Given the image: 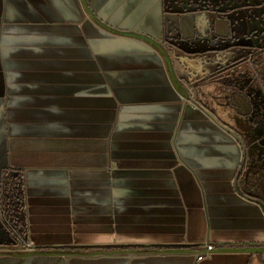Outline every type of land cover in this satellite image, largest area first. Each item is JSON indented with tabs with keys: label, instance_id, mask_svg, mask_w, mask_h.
Listing matches in <instances>:
<instances>
[{
	"label": "crops",
	"instance_id": "crops-1",
	"mask_svg": "<svg viewBox=\"0 0 264 264\" xmlns=\"http://www.w3.org/2000/svg\"><path fill=\"white\" fill-rule=\"evenodd\" d=\"M229 2L0 0V264H264V4Z\"/></svg>",
	"mask_w": 264,
	"mask_h": 264
},
{
	"label": "rangeland",
	"instance_id": "rangeland-1",
	"mask_svg": "<svg viewBox=\"0 0 264 264\" xmlns=\"http://www.w3.org/2000/svg\"><path fill=\"white\" fill-rule=\"evenodd\" d=\"M229 4L230 5L227 8L231 11L246 7L249 12L253 13L256 6H263L264 0H230ZM14 177L15 175L13 174L5 177V194L8 200L4 202L3 205L6 206L8 211L13 213L14 217L18 218L17 215L21 213L19 211L20 202L18 199V196L21 194V189L17 186V180H15ZM10 186L12 189L6 190ZM10 236L9 229H6L3 226V223L0 222V244H4L5 246L16 245V243L10 239ZM7 237L8 239H6Z\"/></svg>",
	"mask_w": 264,
	"mask_h": 264
},
{
	"label": "built area",
	"instance_id": "built-area-1",
	"mask_svg": "<svg viewBox=\"0 0 264 264\" xmlns=\"http://www.w3.org/2000/svg\"><path fill=\"white\" fill-rule=\"evenodd\" d=\"M190 90H191V88H190ZM19 215V214H18ZM18 215H17V217H18ZM19 218V217H18ZM20 220V219H19ZM0 222H2L3 223V226L6 228V229H9V233H10V235H11V237L13 238V239H16L15 241L17 242H15L16 243V245H18V241L19 240H21V241H23L22 239H23V237H24V235L22 234H20L21 232H23V225H22V222H21V220L20 221H17V223L20 225V228L18 227V228H14L13 229V225H12V221H9L8 219H5L4 217H3V215H2V217L0 216ZM18 240V241H17ZM15 245V246H16ZM28 248H29V246H27ZM204 250H202L201 252H198V253H196V258L198 259V260H202V259H204V258H206V257H208V256H210L211 254H212V252L216 249V247H217V245L216 244H213V243H211V242H205L202 246H201ZM0 249H3L2 247L0 248Z\"/></svg>",
	"mask_w": 264,
	"mask_h": 264
},
{
	"label": "flooded vegetation",
	"instance_id": "flooded-vegetation-1",
	"mask_svg": "<svg viewBox=\"0 0 264 264\" xmlns=\"http://www.w3.org/2000/svg\"><path fill=\"white\" fill-rule=\"evenodd\" d=\"M243 3V2H242ZM244 4H245V2H244ZM6 176H8V175H6ZM5 184H4V188H3V201L2 202H0V216L2 217V215H3V217L5 218V219H8L9 221H12V227H13V229L14 228H20V225L17 223V221H20L21 219H20V214L18 215V217L19 218H16V217H14L13 216V213L12 212H10V211H8L7 209H6V206L5 205H3V203L4 202H6L7 200H8V198H6V194H5ZM9 189H12L11 188V186L10 187H8L6 190H9ZM20 198V196H18V199ZM20 219V220H19Z\"/></svg>",
	"mask_w": 264,
	"mask_h": 264
},
{
	"label": "trees",
	"instance_id": "trees-1",
	"mask_svg": "<svg viewBox=\"0 0 264 264\" xmlns=\"http://www.w3.org/2000/svg\"><path fill=\"white\" fill-rule=\"evenodd\" d=\"M14 179L15 180H17V186L18 187H20V189H21V194L19 195L20 196V198H19V211L20 212H23L24 211V209H25V192H24V181H23V176L22 175H16L15 177H14ZM3 201V194H2V196H1V198H0V202H2ZM21 222H22V225H23V232H21L20 234L22 235H24L26 232H27V230H26V226L23 224V221L21 220ZM1 245V244H0ZM2 246H0V248H1Z\"/></svg>",
	"mask_w": 264,
	"mask_h": 264
}]
</instances>
